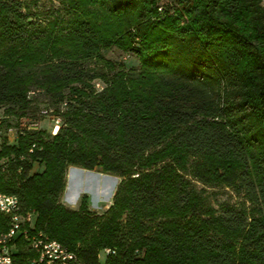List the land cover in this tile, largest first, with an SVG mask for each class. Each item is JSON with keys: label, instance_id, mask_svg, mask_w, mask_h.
<instances>
[{"label": "trees", "instance_id": "16d2710c", "mask_svg": "<svg viewBox=\"0 0 264 264\" xmlns=\"http://www.w3.org/2000/svg\"><path fill=\"white\" fill-rule=\"evenodd\" d=\"M89 1L114 30L74 14L52 36L17 0H0V109L18 120L0 132V192L33 214L30 234L82 264H100L104 247L116 253L103 264H264V0H170L165 16L159 0ZM113 45L139 67L106 61ZM47 116L60 118L51 134L18 129ZM69 166L124 178L103 213L85 194L78 208L60 201ZM187 174L239 181L262 214L203 210Z\"/></svg>", "mask_w": 264, "mask_h": 264}, {"label": "rangeland", "instance_id": "374dc122", "mask_svg": "<svg viewBox=\"0 0 264 264\" xmlns=\"http://www.w3.org/2000/svg\"><path fill=\"white\" fill-rule=\"evenodd\" d=\"M22 7V11L31 12L33 15L46 24L48 32L58 35L61 24H66V17L71 15L89 17L95 25L103 31H112L117 26L116 18L109 17L104 10L96 3L89 0H17ZM173 4L170 0H159L157 11L160 16L168 14L167 10ZM169 15V14H168ZM64 19V20H63ZM66 46L71 52H75L76 45L72 41H63L59 47ZM106 61L115 63L117 68L129 69L138 68L139 60L133 53L124 52L121 48L113 45L109 50L103 52ZM99 60L86 59L88 66H100ZM121 64V65H120ZM40 96L39 98H41ZM4 121L0 126V132L4 131L5 124L15 125L17 119L13 115H7L4 109H0V121ZM39 128L48 133H53L56 129L54 122L49 116L43 117L38 122ZM12 137V135H10ZM32 169L37 170L38 164L35 162ZM186 177L192 182L199 196L200 206L203 210L220 213L225 207H233L241 210L250 219L259 217L262 214L261 205L251 201L241 186L236 181L232 186L222 184L210 185L199 181L191 174ZM124 178L106 173L100 168L91 170L77 166H69L66 169L65 188L60 197V201L69 208H78L81 197L87 195L88 209L95 213H103L112 203L113 195ZM248 219V220H249ZM106 255L103 250L98 251V261L104 263Z\"/></svg>", "mask_w": 264, "mask_h": 264}, {"label": "built area", "instance_id": "2783aa9c", "mask_svg": "<svg viewBox=\"0 0 264 264\" xmlns=\"http://www.w3.org/2000/svg\"><path fill=\"white\" fill-rule=\"evenodd\" d=\"M50 118L57 128L60 118L56 116ZM38 127V123L31 124L21 119L18 129ZM16 131V128L9 127L6 134L11 139L10 135L14 136ZM33 146L29 151H32ZM6 164L7 159L0 158V165L4 167ZM0 213L8 217V228L0 233V264H82L75 251L68 249L57 240L48 238L42 233L30 234L29 227L33 223V214L22 211L20 201L15 194L0 192ZM18 233L24 237L20 238L24 245L19 255L17 253L20 248L16 243L18 238H15ZM102 250L106 256L116 253L111 247H104Z\"/></svg>", "mask_w": 264, "mask_h": 264}]
</instances>
